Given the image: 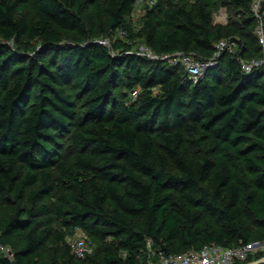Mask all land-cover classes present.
Wrapping results in <instances>:
<instances>
[{
  "label": "trees",
  "instance_id": "trees-1",
  "mask_svg": "<svg viewBox=\"0 0 264 264\" xmlns=\"http://www.w3.org/2000/svg\"><path fill=\"white\" fill-rule=\"evenodd\" d=\"M134 1L0 0V243L15 264H157L146 239L176 254L264 239V67L241 69L243 31L194 83L131 52L116 30L203 58L228 38L206 0H158L132 32ZM252 1L221 3L248 12L260 51ZM76 228L95 246L84 259Z\"/></svg>",
  "mask_w": 264,
  "mask_h": 264
},
{
  "label": "built area",
  "instance_id": "built-area-1",
  "mask_svg": "<svg viewBox=\"0 0 264 264\" xmlns=\"http://www.w3.org/2000/svg\"><path fill=\"white\" fill-rule=\"evenodd\" d=\"M158 0H135L134 8L142 6L144 11L156 6ZM194 2L195 0H185ZM263 0H253L250 11L255 21L254 35L260 56L250 60L238 57L241 69L250 72L253 69L264 67V10ZM113 35L124 36L125 31L118 29ZM99 43L112 49L110 37L100 38ZM238 44L231 38H221L214 44L212 54L203 58L195 52L175 51L167 54H157L148 46H141L136 54L150 60H162L167 65L179 66L185 76L191 82H196L204 74L213 68L218 58L223 53L235 54ZM137 90L131 93L135 98ZM71 253L78 259H84L92 252L86 237L82 235V229L76 228L68 241ZM153 242L146 239V252L149 259L155 258L157 264H264V239L250 243H240L237 246L224 247L215 242L205 244L200 249H190L182 253H166L161 249L153 250ZM0 253L10 264H15V253L8 244L0 243Z\"/></svg>",
  "mask_w": 264,
  "mask_h": 264
},
{
  "label": "rangeland",
  "instance_id": "rangeland-1",
  "mask_svg": "<svg viewBox=\"0 0 264 264\" xmlns=\"http://www.w3.org/2000/svg\"><path fill=\"white\" fill-rule=\"evenodd\" d=\"M206 1L211 6V8L213 9V24H220V25L226 26L225 31L228 34V38H233V39H235V41L240 40V38L238 37L237 34L240 31L244 32L242 37H243L244 41L246 42V49H248L249 52H251V54H250V56L248 55L245 57L243 55L242 58L250 60L252 58L259 57L260 51H258L256 48L255 39L251 33L252 30L248 25H246L244 23L245 18L248 16V12H245L238 7L224 6L221 3L222 0H206ZM142 8H143L142 6L134 8V10L132 11V13L130 15V28H131L132 32H137L138 30H140L144 26L145 16H146L147 11H144V9H142ZM220 14L225 15V18L222 22L216 21L217 20L216 17H218V15H220ZM93 16H94L93 10L91 8H87L86 15L84 17V21L87 24H89L91 22ZM113 38H119L121 45H129L130 44L131 52H133V53L138 52L140 50L141 46L144 45L143 43H139V42H130V39H128V37L126 35L120 36V37L117 35H113ZM58 147L61 150L63 155L69 156L72 153V149L69 146V143L67 140H60ZM4 210H5V212L11 211L10 207H7V206L4 208ZM253 233L256 236H264L263 230L253 229ZM82 235L86 237V240H87L89 246L92 248V252H93L95 250V246H94L93 242L88 237L87 233L84 232L83 230H82ZM71 237H72V235L70 237H68L67 240L69 241ZM10 238L15 244H17L18 242L23 240V236L21 233L14 235V236H11ZM52 246L55 247L54 245H52ZM148 262H149V258H148ZM144 264H145V262H144Z\"/></svg>",
  "mask_w": 264,
  "mask_h": 264
},
{
  "label": "crops",
  "instance_id": "crops-1",
  "mask_svg": "<svg viewBox=\"0 0 264 264\" xmlns=\"http://www.w3.org/2000/svg\"><path fill=\"white\" fill-rule=\"evenodd\" d=\"M224 18H225V15L224 14H220V15H218V17H216V21H218V22H222L223 20H224Z\"/></svg>",
  "mask_w": 264,
  "mask_h": 264
}]
</instances>
